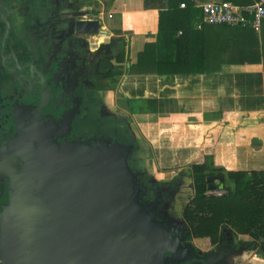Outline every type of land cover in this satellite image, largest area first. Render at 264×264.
<instances>
[{
  "label": "crops",
  "instance_id": "0c3cea01",
  "mask_svg": "<svg viewBox=\"0 0 264 264\" xmlns=\"http://www.w3.org/2000/svg\"><path fill=\"white\" fill-rule=\"evenodd\" d=\"M52 1L13 0L17 8L12 11L33 23L35 7ZM192 1L199 7L218 0ZM71 5L85 11L84 17L97 19L104 30L87 35L89 49L114 40L120 51L118 72L99 93L101 110L128 127L130 154L141 158V171L152 183L177 182L167 215L176 214L179 196L192 195V163L206 161L223 172L264 170V18L259 31L201 24V19L183 35L178 31L158 39L159 13L168 9V0H71ZM147 42L158 44L159 72L155 65L131 71ZM117 134L124 136V128ZM230 234L242 251L228 257L227 264H264L258 249L244 245L251 237ZM197 240L203 247L211 245L208 238L192 243Z\"/></svg>",
  "mask_w": 264,
  "mask_h": 264
},
{
  "label": "water",
  "instance_id": "95a60500",
  "mask_svg": "<svg viewBox=\"0 0 264 264\" xmlns=\"http://www.w3.org/2000/svg\"><path fill=\"white\" fill-rule=\"evenodd\" d=\"M85 15L70 13L75 33L104 32ZM39 52L43 68L33 85L39 89H32L38 104H8L0 123V200L6 194L0 203V264H163L165 254L183 255L186 245L153 214L157 201H139L137 173L128 162L132 145L55 139V124L43 118L42 107L53 96L59 62L53 43L42 40ZM241 251L226 232L193 264H227Z\"/></svg>",
  "mask_w": 264,
  "mask_h": 264
},
{
  "label": "flooded vegetation",
  "instance_id": "af4514ba",
  "mask_svg": "<svg viewBox=\"0 0 264 264\" xmlns=\"http://www.w3.org/2000/svg\"><path fill=\"white\" fill-rule=\"evenodd\" d=\"M12 2L13 0H0V98L3 99L0 102V123L5 120L8 104L15 101L38 104V97L33 95L32 89H39L33 85L37 82L36 71L43 68V60L39 57V43L44 40L56 47L55 57L59 62L54 85H51L53 96L48 105L42 107L43 118L55 124V139L58 142H118L132 145L128 137V127H122L118 120L105 115L101 110L99 93L113 81L119 64L122 63L114 40L95 50L89 49L88 36L75 33L68 25L72 20L70 13L82 11L78 7L74 8L71 0L40 3L42 5L35 7L32 15L33 23L24 14L13 13L12 7L17 6L14 3L12 5ZM35 58L37 61H34ZM16 108L23 110L19 104ZM120 128H124V136L117 134ZM135 172L138 177L139 201L145 205L157 201L153 206L155 218L186 245L183 255L170 258L165 254L163 264H193L203 259L209 251L200 252L192 247L184 236L183 222L177 221L174 215L166 214L168 201L178 185L177 182L152 183L141 170ZM2 202H6V194L2 196L0 203Z\"/></svg>",
  "mask_w": 264,
  "mask_h": 264
},
{
  "label": "trees",
  "instance_id": "16d2710c",
  "mask_svg": "<svg viewBox=\"0 0 264 264\" xmlns=\"http://www.w3.org/2000/svg\"><path fill=\"white\" fill-rule=\"evenodd\" d=\"M234 3L247 4L256 0H232ZM183 2L185 7L180 8ZM168 9L159 13V37H174L181 31L183 35L193 22L201 21L202 11L192 0H168ZM240 27V26H239ZM247 28V27H246ZM180 35V36H182ZM174 42H177L175 37ZM158 44L147 42L138 53L136 62L131 65V71H146L148 65L158 68ZM134 154H130L128 162L133 171L141 170ZM222 175L219 184L208 180L209 176ZM190 187L192 195L183 205L181 219L185 226V238H208L211 245L221 243L226 232L247 234L250 242L244 245L255 248L264 255V170H231L213 168L208 162L189 165ZM231 185H226L225 181ZM214 189H223L225 193L209 194L208 185ZM198 250V249H196Z\"/></svg>",
  "mask_w": 264,
  "mask_h": 264
},
{
  "label": "built area",
  "instance_id": "2783aa9c",
  "mask_svg": "<svg viewBox=\"0 0 264 264\" xmlns=\"http://www.w3.org/2000/svg\"><path fill=\"white\" fill-rule=\"evenodd\" d=\"M180 6L185 5L181 3ZM199 7L202 11L201 24L250 27L254 31H259L264 18V0H257L250 4L218 0L204 2ZM208 192L218 195L222 194L223 189H211Z\"/></svg>",
  "mask_w": 264,
  "mask_h": 264
},
{
  "label": "rangeland",
  "instance_id": "374dc122",
  "mask_svg": "<svg viewBox=\"0 0 264 264\" xmlns=\"http://www.w3.org/2000/svg\"><path fill=\"white\" fill-rule=\"evenodd\" d=\"M134 127V126H133ZM132 127V128H133ZM134 129V128H133ZM134 132V131H133ZM134 133H137V132H134ZM136 135V134H135ZM140 146V149H141V151H142V145L140 144L139 145ZM139 152V151H138ZM138 155H140V154H138ZM140 160H141V158H140ZM180 175H182L181 173H180ZM184 175V174H183ZM183 178H185V181L187 182V183H184V185H188L189 183H188V180H189V178L187 177V176H184ZM213 181H214V184L215 185H218L219 184V179L218 178H214L213 179ZM225 184L226 185H231V183L229 182V181H225ZM190 185V184H189ZM185 188H188V187H185ZM215 188V187H214ZM189 193V191H187L186 193H184V194H182V196H179V198H178V200H177V203H176V206H175V211H176V214H174L175 215V219L177 220V221H182V219H181V206H183L187 201H188V199L187 198H190V197H187L186 195ZM222 193H225V190H223V192ZM209 194H212L211 192H209ZM212 195H214V194H212ZM187 200V201H186ZM239 234H236L235 236H238ZM240 235H242V234H240ZM245 235H247V234H245ZM250 237V236H249ZM210 242V241H209ZM196 243V244H195ZM194 244L192 243V241H189V244H191V246L192 247H194L195 249H198L199 250V248H201V249H204V251L203 252H206V251H209L210 249H212L213 247H215V245H217V244H214V245H210L209 243V245L207 244L206 246H204L203 247V244L201 243V240H197V242H195Z\"/></svg>",
  "mask_w": 264,
  "mask_h": 264
}]
</instances>
